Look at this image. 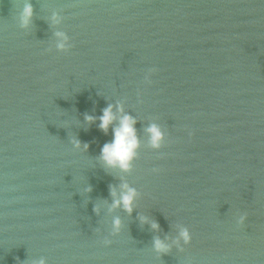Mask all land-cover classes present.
<instances>
[{"label":"water","instance_id":"obj_1","mask_svg":"<svg viewBox=\"0 0 264 264\" xmlns=\"http://www.w3.org/2000/svg\"><path fill=\"white\" fill-rule=\"evenodd\" d=\"M29 2L25 32L0 0V264H264V0ZM117 102L141 141L130 173L98 160ZM121 178L139 193L130 215L109 211ZM177 225L191 243L154 253Z\"/></svg>","mask_w":264,"mask_h":264},{"label":"clouds","instance_id":"obj_2","mask_svg":"<svg viewBox=\"0 0 264 264\" xmlns=\"http://www.w3.org/2000/svg\"><path fill=\"white\" fill-rule=\"evenodd\" d=\"M13 20L16 26L28 32L32 18H33V6L29 0H13ZM50 23L53 27L62 23L63 17L59 12L53 11L49 17ZM55 49L60 53H67L72 45L70 43L68 35L64 31H55ZM154 70H149L144 77V81L147 84L151 83L150 76ZM115 108V110H114ZM95 117L85 116L87 123H93ZM98 127L105 134L108 133L111 128L112 139L110 142L105 143L101 149L98 160L102 163L105 169L118 170L120 173H130L133 170V162L137 158L138 151L141 147V141L136 133L135 117L127 114L124 110L123 104L117 102L114 105L109 104L102 110V115L98 118ZM146 133V147L153 151L161 149L165 141V131L161 126L155 122H150L149 125L144 129ZM191 135V133H189ZM73 147L75 149L80 148V142L78 140L73 141ZM88 145H84L83 148L86 150ZM157 171V169H153ZM122 179V178H121ZM91 189H87L90 191ZM110 195L112 197V203L109 211L116 208H122L127 214H131L136 204L139 193L136 188L131 187L127 182H122L117 187H110ZM94 211H98L94 209ZM246 217L241 215L236 220L237 225L244 224ZM143 222H146L144 218ZM153 230H158L159 225L155 222L151 223ZM121 232V221L120 219L114 218L111 225L110 235L117 236ZM191 234L188 228L177 225V234L174 239L170 242L168 238L161 240L160 238H154L152 241V251L156 254H167L173 247L179 251H183L184 246L191 243ZM111 243L110 240H103L105 246ZM31 264H48L44 257L38 260H33Z\"/></svg>","mask_w":264,"mask_h":264}]
</instances>
